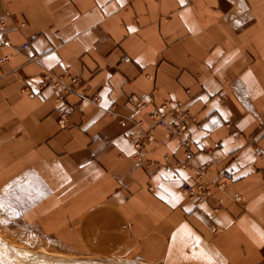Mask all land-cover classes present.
I'll list each match as a JSON object with an SVG mask.
<instances>
[{"label": "crops", "instance_id": "1", "mask_svg": "<svg viewBox=\"0 0 264 264\" xmlns=\"http://www.w3.org/2000/svg\"><path fill=\"white\" fill-rule=\"evenodd\" d=\"M0 32V208L94 258L264 264V0H0ZM45 74L82 84L62 103ZM166 100L198 119L188 166ZM201 164L225 178L199 202Z\"/></svg>", "mask_w": 264, "mask_h": 264}, {"label": "rangeland", "instance_id": "2", "mask_svg": "<svg viewBox=\"0 0 264 264\" xmlns=\"http://www.w3.org/2000/svg\"><path fill=\"white\" fill-rule=\"evenodd\" d=\"M45 77L51 80L49 84L50 86H52L54 89H58V90L60 89L62 91L57 97V100L62 103L66 102L67 97L72 93H74L75 89H77L82 84V81L79 78H70L68 84H63L61 77L52 74H45L42 77V85H41L42 88L49 86L46 85L44 82ZM187 91H189V93H187ZM186 94L190 95L191 94L190 90H186ZM67 115L68 113L64 112L61 115L60 119L67 118ZM123 123H125V125ZM191 123L194 122H190L189 125ZM126 124H127L126 120L120 121L121 127H125ZM135 125L139 129L136 134H133L135 136L138 135V133L141 130H150L152 132L151 129H143L141 127L140 122H135ZM153 127L157 128V126L154 125ZM175 141L179 143L178 140ZM144 147L142 148V150L144 149ZM136 162L138 161L136 160ZM212 188L221 190V188L217 187L216 185L212 186ZM212 195L210 197H212ZM222 206H223L222 201H219L217 209H221ZM0 264H147V263L133 257H129V258L118 257V258H109V259L94 258L86 254H83L79 251L68 250L60 246L54 240H50L43 237L33 224L27 223V221L26 222L21 221L15 216H10L9 214H7L6 211L0 208Z\"/></svg>", "mask_w": 264, "mask_h": 264}, {"label": "built area", "instance_id": "3", "mask_svg": "<svg viewBox=\"0 0 264 264\" xmlns=\"http://www.w3.org/2000/svg\"><path fill=\"white\" fill-rule=\"evenodd\" d=\"M0 44H8L4 38L3 32H0ZM21 50L31 52V47L29 44H25L22 46ZM38 58V56L33 54L31 56L32 60H38ZM44 82L46 85H49L51 80L45 77ZM187 93H189V91H187ZM149 119L154 126L166 130L168 138L179 141L187 159L184 166H188L189 161L194 158V152L192 151L193 135L189 128V123H197L198 120L192 112L186 108L185 103L180 100H167L149 114ZM64 120L65 118H62L61 123H63ZM123 124L125 125V123ZM131 138L137 151L135 159L139 163H142L144 161L141 156L142 148L146 144L152 143L154 141V136L150 130H141L138 135H131ZM209 175L210 164L198 165L195 174L182 182L181 191L188 196L196 197L199 202L204 201L213 194L212 186L216 185L221 189L224 186L223 179L225 178V172H220L218 174V181L210 180Z\"/></svg>", "mask_w": 264, "mask_h": 264}, {"label": "bare ground", "instance_id": "4", "mask_svg": "<svg viewBox=\"0 0 264 264\" xmlns=\"http://www.w3.org/2000/svg\"><path fill=\"white\" fill-rule=\"evenodd\" d=\"M213 189V188H212Z\"/></svg>", "mask_w": 264, "mask_h": 264}]
</instances>
